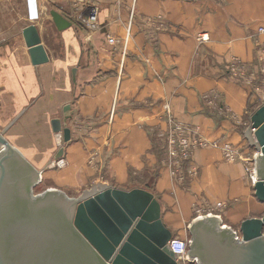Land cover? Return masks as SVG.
<instances>
[{
	"label": "crops",
	"instance_id": "crops-1",
	"mask_svg": "<svg viewBox=\"0 0 264 264\" xmlns=\"http://www.w3.org/2000/svg\"><path fill=\"white\" fill-rule=\"evenodd\" d=\"M16 2L21 13L0 25L1 53L11 52L9 38L21 41V55L0 59V132L43 169L46 188L78 194L102 186L103 176L123 188L152 176L147 183L173 236L197 211L214 212L217 202L223 214L216 215L233 228L264 213L244 160L228 162L219 148H197V174L184 186L171 178L151 138L164 126L168 104L207 140L232 142L246 155L250 79L264 68V0H38L34 24L49 60L36 66L21 34L30 22L23 0ZM86 6L96 7L95 28L82 22ZM50 10L71 25L58 30ZM202 33L206 40H199ZM234 60L242 75L226 74ZM67 103L71 137L62 167H55L58 136L50 122Z\"/></svg>",
	"mask_w": 264,
	"mask_h": 264
},
{
	"label": "water",
	"instance_id": "water-1",
	"mask_svg": "<svg viewBox=\"0 0 264 264\" xmlns=\"http://www.w3.org/2000/svg\"><path fill=\"white\" fill-rule=\"evenodd\" d=\"M58 30L71 25L50 10ZM82 16V15H81ZM32 65L49 60L34 23L21 30ZM75 75V68L72 70ZM74 79V78H73ZM69 103L50 122L62 136L53 159L70 140ZM245 138L255 149L253 193L264 203V102L249 117ZM0 132V264H179L155 195L141 186L103 184L70 197L57 188L35 193L37 169ZM186 258L196 264H264V213L241 221L238 230L215 214L198 215L187 226Z\"/></svg>",
	"mask_w": 264,
	"mask_h": 264
},
{
	"label": "built area",
	"instance_id": "built-area-1",
	"mask_svg": "<svg viewBox=\"0 0 264 264\" xmlns=\"http://www.w3.org/2000/svg\"><path fill=\"white\" fill-rule=\"evenodd\" d=\"M74 1L82 2L83 0ZM23 4L27 22L34 23L38 21L41 16L38 0H23ZM96 13V7L86 6L85 12L81 14L82 16L80 15L83 24L89 28H95L97 26ZM198 38L199 40H206L207 34H200ZM108 40L109 42H113V38H109ZM236 64L237 62L234 60L228 68V73L230 72L232 76L243 74L241 70L237 69ZM218 108L222 110L223 106H218ZM164 110V126L155 130V134L161 143L165 155L163 164L168 169L171 178L176 180L179 184H185L187 180L189 181L197 174V168L192 161L193 153L197 148H219L226 161L237 162L244 160L246 164L248 163L249 158L246 159L243 152L240 151L238 147H235L233 143L228 141L221 142V140H207L198 132L197 127L190 126L175 118L170 111L169 105L164 104ZM253 155H255V153ZM253 155L250 160L251 166L245 165L246 174L252 185H254L256 181L254 177ZM60 161H62V159L54 163L60 167ZM188 242L189 238L184 240L174 236L169 241V246L173 250L179 264H189L193 262L186 258Z\"/></svg>",
	"mask_w": 264,
	"mask_h": 264
},
{
	"label": "rangeland",
	"instance_id": "rangeland-1",
	"mask_svg": "<svg viewBox=\"0 0 264 264\" xmlns=\"http://www.w3.org/2000/svg\"><path fill=\"white\" fill-rule=\"evenodd\" d=\"M20 10L18 8V5H17V2L16 0H0V25L1 26H4V27H7L8 23L10 22V18H17V16L20 14ZM203 34V33H202ZM2 39H5V38H0V40ZM9 43H10V50L11 52L9 53L8 51L4 52V53H1L0 51V59H5V57L7 56H11V57H16L18 55H21V54H18L19 51L17 48V46L19 44H21V41L19 40V38H9ZM8 50V49H7ZM5 51V50H4ZM3 52V51H2ZM23 55V54H22ZM258 69H263L262 71H259L256 72L254 74V76L250 79V91L251 93L253 94L252 95V98H251V102L249 103V107L247 108V114L245 116V127H248L249 126V121H248V115L251 114L253 112V110L258 106L260 105L262 102H264V68L262 66H260ZM250 76V75H249ZM249 76H242L243 78H249ZM217 103V101H216ZM168 105V104H167ZM217 106H222V104H217ZM163 122H164V118H163ZM68 124V122H67ZM161 127H158V128H154V131H152V137L155 139V141L157 142V145H158V151H156L155 153L158 155V152H159V157H161V163L163 162L164 158H165V155H164V152H163V148L161 146V143L159 141V139L156 137V134H155V130L159 129ZM245 130V128H244ZM243 130V131H244ZM56 134V133H55ZM57 136H58V139L56 138V144H57V147L60 146L61 144H59V136L60 134L57 133ZM151 137V138H152ZM243 142H244V145H242V147H244V150L246 149L247 152H246V159L249 158V161L247 164V166H251L250 165V160L252 158V155L255 153V149L252 147V146H249L248 144V141L246 138H243ZM232 143V142H231ZM62 159V158H61ZM60 159V160H61ZM56 161H54L53 159V162L54 163ZM52 166V165H51ZM55 167H58L56 164H54ZM163 166L166 168V166L163 164ZM167 169V168H166ZM169 172V171H168ZM152 176H144L143 178L142 177H139L137 178V180L135 181H131L128 185H133V184H140L141 187H143V185H152L149 181V183H147L148 180H150ZM103 180L105 181L104 184H108L110 183V178L107 177V176H103ZM176 181V180H175ZM177 182V181H176ZM102 183V182H101ZM138 183V184H137ZM188 183L189 181L187 180L185 184H183L184 186H188ZM50 185V181L45 177L43 179H41L40 183L34 188V192L35 193H38V192H41L43 190L46 189V187ZM92 185V184H91ZM90 186H88L87 189H89ZM95 188H97L98 186H94ZM129 186H127L128 188ZM131 187V186H130ZM146 189V188H145ZM151 189V188H150ZM66 195L70 196V197H78L80 196L82 193H75L73 192L72 190H68V189H64L62 190ZM264 206V205H263ZM222 208V207H221ZM215 211L213 212V210H210L209 212L207 213H215V214H220L222 215L223 213L221 211H218L219 209L216 208L214 209ZM264 211V210H263ZM206 212H196V215L198 216L199 214H205ZM222 219V218H221ZM223 221V220H222ZM239 226L236 225L234 229L238 230ZM174 237H178V238H181V239H184L186 240V238H189V235H188V232H187V228H185V230H182V232L179 234V233H176L174 235ZM189 264H195L193 262L189 263Z\"/></svg>",
	"mask_w": 264,
	"mask_h": 264
},
{
	"label": "trees",
	"instance_id": "trees-1",
	"mask_svg": "<svg viewBox=\"0 0 264 264\" xmlns=\"http://www.w3.org/2000/svg\"><path fill=\"white\" fill-rule=\"evenodd\" d=\"M226 74H228V71H226ZM152 141H153V146H152V150L154 151V152H156V151H158V145H157V142L155 141V139L152 137ZM249 145V144H248ZM249 146H251V145H249ZM158 156H159V152H158ZM143 187L144 188H146L147 190H149V191H152L151 189V185H148V184H146V185H143ZM151 188V189H150Z\"/></svg>",
	"mask_w": 264,
	"mask_h": 264
},
{
	"label": "bare ground",
	"instance_id": "bare-ground-1",
	"mask_svg": "<svg viewBox=\"0 0 264 264\" xmlns=\"http://www.w3.org/2000/svg\"><path fill=\"white\" fill-rule=\"evenodd\" d=\"M59 144H62V136L60 135L59 136ZM59 165L62 167V161H60V163H59ZM246 172V171H245ZM222 206V204H221V202H217L215 205H214V207L215 208H219V207H221ZM207 214H212V212L211 213H207ZM203 215H205V214H203ZM216 215V214H215ZM219 216V215H218ZM220 217V216H219Z\"/></svg>",
	"mask_w": 264,
	"mask_h": 264
}]
</instances>
